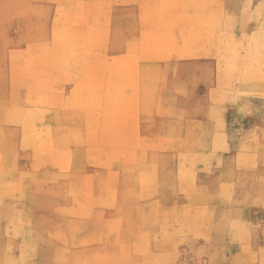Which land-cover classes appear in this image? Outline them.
<instances>
[{"label":"rangeland","instance_id":"374dc122","mask_svg":"<svg viewBox=\"0 0 264 264\" xmlns=\"http://www.w3.org/2000/svg\"><path fill=\"white\" fill-rule=\"evenodd\" d=\"M0 30V264H264V0H1Z\"/></svg>","mask_w":264,"mask_h":264},{"label":"crops","instance_id":"0c3cea01","mask_svg":"<svg viewBox=\"0 0 264 264\" xmlns=\"http://www.w3.org/2000/svg\"><path fill=\"white\" fill-rule=\"evenodd\" d=\"M1 1V0H0ZM2 35V36H1ZM4 35V36H3ZM5 45L4 46V48H7L8 50H10V48H11V43H10V38L9 37H6V34L5 33H3V32H1V30H0V45ZM9 82L11 81V78H10V76H9ZM6 127V130L8 131V134H7V137H8V139H9V131H10V125H9V123H7V126H5ZM208 186V184H206V186H205V192H207V193H204L203 194V196L202 197H200V196H195L194 197V201H195V203L194 204H191L192 206H196V208H195V210H210V208H211V206L210 205H208V206H204V204L202 205V204H197V200H199V199H203V198H207V196H208V201L210 200L209 198H210V194H212L213 192H208L209 191V187H207ZM226 186H229V190H231L230 189V187L232 186V183L231 184H226ZM188 194H191L190 192H187ZM231 193V195H232V197H233V193L232 192H230ZM220 196V195H219ZM214 197L215 198H217V199H222V197H223V195L222 196H220V197H217L216 195H214ZM220 199V200H221ZM209 204V203H208ZM227 206H225L224 205V203L223 202H221V204H219V205H215V212H216V216H217V214L219 213V211L218 210H222V211H224V210H227L228 208H226ZM211 211V210H210ZM217 218V217H216ZM219 219H222V216H221V218H219ZM219 219H216V224L215 225H213V224H211L210 226H219L220 224H219ZM218 233H217V236H216V238H218L219 237V235L221 236V238L225 235V234H223L222 232H220V231H217ZM232 239V240H231ZM225 241H234L233 240V238H229L228 236H226L225 237ZM237 242H239V240H236ZM236 252V251H235ZM235 256H240V253L239 252H236L235 253Z\"/></svg>","mask_w":264,"mask_h":264}]
</instances>
